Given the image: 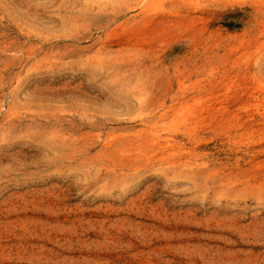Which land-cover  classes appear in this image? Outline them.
Instances as JSON below:
<instances>
[{
    "label": "rangeland",
    "instance_id": "rangeland-1",
    "mask_svg": "<svg viewBox=\"0 0 264 264\" xmlns=\"http://www.w3.org/2000/svg\"><path fill=\"white\" fill-rule=\"evenodd\" d=\"M0 264H264V0H0Z\"/></svg>",
    "mask_w": 264,
    "mask_h": 264
},
{
    "label": "bare ground",
    "instance_id": "bare-ground-1",
    "mask_svg": "<svg viewBox=\"0 0 264 264\" xmlns=\"http://www.w3.org/2000/svg\"><path fill=\"white\" fill-rule=\"evenodd\" d=\"M185 112V111H184Z\"/></svg>",
    "mask_w": 264,
    "mask_h": 264
}]
</instances>
